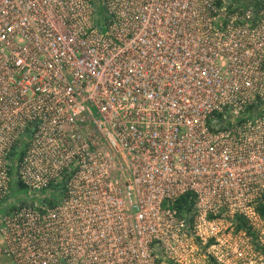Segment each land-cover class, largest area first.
Listing matches in <instances>:
<instances>
[{
    "label": "built area",
    "instance_id": "1",
    "mask_svg": "<svg viewBox=\"0 0 264 264\" xmlns=\"http://www.w3.org/2000/svg\"><path fill=\"white\" fill-rule=\"evenodd\" d=\"M95 2L0 0L5 253L264 264V0Z\"/></svg>",
    "mask_w": 264,
    "mask_h": 264
},
{
    "label": "trees",
    "instance_id": "2",
    "mask_svg": "<svg viewBox=\"0 0 264 264\" xmlns=\"http://www.w3.org/2000/svg\"><path fill=\"white\" fill-rule=\"evenodd\" d=\"M97 11L100 15L104 12L101 7L97 9ZM20 187H23V185L20 184ZM174 207L177 208L179 212H192L195 208V199L192 198L191 194L183 195L176 201ZM257 208L264 217V196L260 200ZM237 219L239 221L236 226L237 230L242 228H249L247 221L244 217L238 216Z\"/></svg>",
    "mask_w": 264,
    "mask_h": 264
},
{
    "label": "rangeland",
    "instance_id": "3",
    "mask_svg": "<svg viewBox=\"0 0 264 264\" xmlns=\"http://www.w3.org/2000/svg\"><path fill=\"white\" fill-rule=\"evenodd\" d=\"M0 264H14L11 257L4 251V243L2 236L0 235Z\"/></svg>",
    "mask_w": 264,
    "mask_h": 264
},
{
    "label": "water",
    "instance_id": "4",
    "mask_svg": "<svg viewBox=\"0 0 264 264\" xmlns=\"http://www.w3.org/2000/svg\"><path fill=\"white\" fill-rule=\"evenodd\" d=\"M103 1L104 0H96V6H97V8L99 9L100 7H102V4H103Z\"/></svg>",
    "mask_w": 264,
    "mask_h": 264
}]
</instances>
